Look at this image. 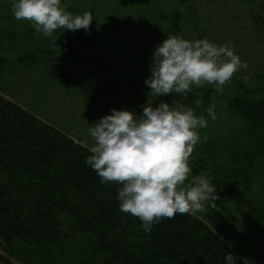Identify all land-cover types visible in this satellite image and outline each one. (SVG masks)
Listing matches in <instances>:
<instances>
[{
    "label": "trees",
    "instance_id": "trees-1",
    "mask_svg": "<svg viewBox=\"0 0 264 264\" xmlns=\"http://www.w3.org/2000/svg\"><path fill=\"white\" fill-rule=\"evenodd\" d=\"M257 13L264 33V5ZM145 21H122L117 32L139 42ZM170 32L154 33V41ZM30 58L38 63L30 51L18 62ZM254 91L231 96L239 124L223 151L213 139L198 144L193 170L211 179L219 199L195 216L163 219L150 233L119 210L122 185L101 183L86 164L89 149L0 93V264H227V253L236 264H264V180L256 178L264 170V90ZM193 98L176 101L190 106ZM207 103L196 112L206 114ZM254 183L263 188L256 195ZM222 198L238 202L240 218Z\"/></svg>",
    "mask_w": 264,
    "mask_h": 264
},
{
    "label": "rangeland",
    "instance_id": "rangeland-1",
    "mask_svg": "<svg viewBox=\"0 0 264 264\" xmlns=\"http://www.w3.org/2000/svg\"><path fill=\"white\" fill-rule=\"evenodd\" d=\"M13 2L0 0L1 95L89 151L94 141L88 128L110 115L112 109L141 115L147 103L153 107L162 101L178 103L180 94L153 96L144 83L151 75L155 47L169 36L206 38L217 45H228L242 62H247V69L237 72L222 93H217L214 85L205 84L201 88L193 86L185 95L194 97L188 107L207 121V127L197 129L200 139H213L215 151H223L225 135L239 124L228 110L231 96H244L252 90L258 97L263 95L264 79L258 76L264 73V33L257 30V12L264 0H61V6L73 15L89 11L93 20L87 32L58 29L52 37H44L26 20L14 19ZM176 13L182 15L181 22L172 21ZM136 20H146L139 29V42L117 32L122 21ZM165 30L172 32L155 42L154 33ZM29 51L38 63L30 58L28 63L20 60L19 64L18 59ZM196 100L201 101L199 106L207 101L209 106L214 105L216 118L202 109L196 112ZM198 144L189 161L192 170ZM193 175L198 174L193 170ZM256 178L262 182L264 170ZM259 185H252L255 195L262 188ZM222 201L236 219L240 218L237 201Z\"/></svg>",
    "mask_w": 264,
    "mask_h": 264
},
{
    "label": "clouds",
    "instance_id": "clouds-1",
    "mask_svg": "<svg viewBox=\"0 0 264 264\" xmlns=\"http://www.w3.org/2000/svg\"><path fill=\"white\" fill-rule=\"evenodd\" d=\"M11 10L14 19L30 22L44 37H52L58 29L87 32L93 20L89 11L73 15L61 6V0H14ZM151 64V75L144 83L157 97L187 95L193 86L205 84L222 93L233 76L248 67L228 45L176 35L155 47ZM200 103L195 101L197 107ZM214 107L207 109L212 119L216 118ZM205 127L207 121L182 103L162 101L156 107L147 103L141 115L112 109L88 128L94 144L86 164L101 183L122 185L119 210L139 219L150 233L153 224L163 219L195 216L206 211V203L219 199L211 179L204 173L193 175L189 163L200 142L197 129ZM225 260L236 264L231 253Z\"/></svg>",
    "mask_w": 264,
    "mask_h": 264
}]
</instances>
